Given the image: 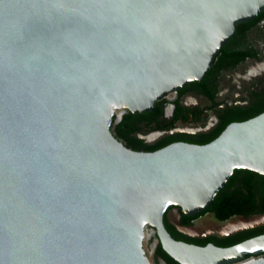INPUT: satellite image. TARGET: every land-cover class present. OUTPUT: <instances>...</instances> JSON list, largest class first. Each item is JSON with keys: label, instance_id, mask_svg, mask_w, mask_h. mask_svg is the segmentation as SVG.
Returning <instances> with one entry per match:
<instances>
[{"label": "water", "instance_id": "obj_1", "mask_svg": "<svg viewBox=\"0 0 264 264\" xmlns=\"http://www.w3.org/2000/svg\"><path fill=\"white\" fill-rule=\"evenodd\" d=\"M262 10L264 0H0V264H154L148 227L180 264H264V233L199 245L164 221L193 237L264 225V213L181 222L236 169L264 175V111L208 143L154 151L112 129L117 110L146 111L202 80Z\"/></svg>", "mask_w": 264, "mask_h": 264}, {"label": "flooded vegetation", "instance_id": "obj_2", "mask_svg": "<svg viewBox=\"0 0 264 264\" xmlns=\"http://www.w3.org/2000/svg\"><path fill=\"white\" fill-rule=\"evenodd\" d=\"M257 111H264V10L254 19L237 25L235 36L220 50L202 80H192L160 97L154 102V108L146 111L133 113L128 109H119L114 116L112 129L128 147L154 151L179 141L210 142L222 127L254 117ZM248 185L252 193L247 189ZM223 189L239 199L251 194L259 204L263 180L245 169H237ZM211 207L197 215L182 213V224L193 225L208 212L217 215ZM165 219L170 232L177 234L180 240L206 245L213 237L186 235L166 215ZM147 232L155 244L154 264H160V259L165 264H176L169 254L165 252L166 256L159 251L156 229L148 227Z\"/></svg>", "mask_w": 264, "mask_h": 264}, {"label": "trees", "instance_id": "obj_3", "mask_svg": "<svg viewBox=\"0 0 264 264\" xmlns=\"http://www.w3.org/2000/svg\"><path fill=\"white\" fill-rule=\"evenodd\" d=\"M260 112L261 111H257L255 114H259ZM114 119H115V117H114ZM224 128L225 127H222L221 129H219L218 132L214 135L213 139L216 138L224 130ZM199 142L206 143L208 141H199ZM245 170H247L249 173H253V174L258 175L263 180V189L261 191L260 203L257 204L256 199L253 198V196H251V194L246 195L244 199H239L237 195L230 194V193H228V191L226 189H223V190L219 191V193L216 195L214 205L211 207L212 209H214L217 212V216L219 218L227 219V218H229L235 214L250 215V214L263 213L264 212V175H262L258 172L249 170V169H245ZM247 189L250 191V193H252L251 186L248 185ZM165 224H166L168 230L171 231L169 226H168L166 219H165ZM263 233H264V225L260 226V227L253 228V229L244 230V231L238 232L236 234L227 236L225 238H219V237L213 236V237L209 238V241H207V242L211 241V242H213L219 246H229V245L236 244V243L241 242L245 239H248V238H251L253 236L263 234ZM174 236L177 239L180 238L177 234H174ZM203 244H205V243H203ZM159 251H162L164 254H166L165 251L163 250L161 244L159 245ZM166 256H167V254H166ZM249 256L250 255H248V257ZM170 259H172V258H170ZM172 261H174V263H176V264H180L179 262H176L174 259H172Z\"/></svg>", "mask_w": 264, "mask_h": 264}, {"label": "rangeland", "instance_id": "obj_4", "mask_svg": "<svg viewBox=\"0 0 264 264\" xmlns=\"http://www.w3.org/2000/svg\"><path fill=\"white\" fill-rule=\"evenodd\" d=\"M119 112V110L117 111ZM120 113H118L117 115H119ZM153 239L150 238L149 233L147 232L144 238V248L146 250L147 255L149 256L150 260L155 263V253H154V249H153Z\"/></svg>", "mask_w": 264, "mask_h": 264}, {"label": "bare ground", "instance_id": "obj_5", "mask_svg": "<svg viewBox=\"0 0 264 264\" xmlns=\"http://www.w3.org/2000/svg\"><path fill=\"white\" fill-rule=\"evenodd\" d=\"M118 111V110H117ZM159 224V223H158ZM162 234H163V232H162ZM163 238H164V240H165V243H166V245L168 246L169 244H168V240L166 239V237H165V235H163ZM155 246V244H153V247Z\"/></svg>", "mask_w": 264, "mask_h": 264}]
</instances>
